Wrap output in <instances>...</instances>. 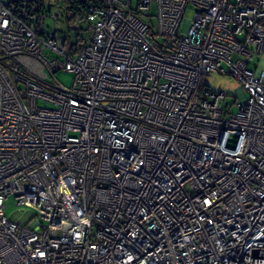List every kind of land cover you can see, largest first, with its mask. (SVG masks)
<instances>
[{"label":"built area","instance_id":"1","mask_svg":"<svg viewBox=\"0 0 264 264\" xmlns=\"http://www.w3.org/2000/svg\"><path fill=\"white\" fill-rule=\"evenodd\" d=\"M70 15L0 0V264H264V0H98L74 44Z\"/></svg>","mask_w":264,"mask_h":264},{"label":"rangeland","instance_id":"2","mask_svg":"<svg viewBox=\"0 0 264 264\" xmlns=\"http://www.w3.org/2000/svg\"><path fill=\"white\" fill-rule=\"evenodd\" d=\"M47 23H50V21L48 20ZM223 67L226 69L225 65ZM255 67L264 70V55H258L251 61L250 68L254 69ZM44 72L48 73L46 69L44 70ZM48 75L49 82L55 80L65 87H70L73 80V74L63 69L56 71L53 74L54 78L51 77L49 73ZM204 83L207 84L211 90L223 91L227 93L226 101L229 105L232 104L234 97H239V90L241 85L239 81L235 79L231 74L213 72L204 77ZM235 110L236 106L231 105V111ZM235 140L236 137L234 135H230L229 144L233 145ZM13 201L14 200L10 197L8 206L5 209L6 215L9 219L18 221L22 225H26L32 217L31 211L27 208L17 210V207L14 205Z\"/></svg>","mask_w":264,"mask_h":264},{"label":"trees","instance_id":"3","mask_svg":"<svg viewBox=\"0 0 264 264\" xmlns=\"http://www.w3.org/2000/svg\"><path fill=\"white\" fill-rule=\"evenodd\" d=\"M52 2L54 6L71 12L68 21L61 27L65 38L72 40V44L77 42L74 41L76 39L89 38L90 33L87 31L86 20L87 10L92 4H97L98 0H52Z\"/></svg>","mask_w":264,"mask_h":264},{"label":"water","instance_id":"4","mask_svg":"<svg viewBox=\"0 0 264 264\" xmlns=\"http://www.w3.org/2000/svg\"><path fill=\"white\" fill-rule=\"evenodd\" d=\"M241 91L239 90V93H240ZM240 95H242L241 93H240Z\"/></svg>","mask_w":264,"mask_h":264}]
</instances>
